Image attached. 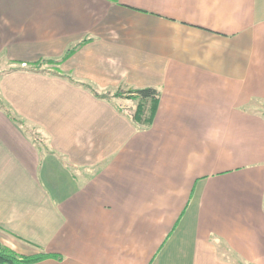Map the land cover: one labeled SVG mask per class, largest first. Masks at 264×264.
<instances>
[{"label":"crops","instance_id":"0c3cea01","mask_svg":"<svg viewBox=\"0 0 264 264\" xmlns=\"http://www.w3.org/2000/svg\"><path fill=\"white\" fill-rule=\"evenodd\" d=\"M259 102L264 0H0V242L59 257L34 264H264Z\"/></svg>","mask_w":264,"mask_h":264},{"label":"trees","instance_id":"16d2710c","mask_svg":"<svg viewBox=\"0 0 264 264\" xmlns=\"http://www.w3.org/2000/svg\"><path fill=\"white\" fill-rule=\"evenodd\" d=\"M116 1V0H111ZM89 38H86L82 41H80L78 44H76L73 47H70L66 49L65 53L60 59L57 60H40L35 63H31L26 68L21 67L19 64L17 67L13 68L14 70H28V71H42V66L44 64H53V65H60L62 64L77 48L84 45L85 43L89 42ZM57 74L60 77H64L68 80H70L72 83L82 86L88 90H90L95 96L100 98H105L106 94H98L95 92L93 88L90 87L87 83H81L78 81L73 80L71 77L67 75H63L58 70H56ZM132 94H134L137 97V103L135 110L132 114V119L134 122L141 126H149L152 123L153 119V108L155 110L156 102L159 96V92L154 88H142V89H136L134 91H130ZM114 95H118V93H115ZM10 118L14 121H17L12 115H10ZM59 258L58 256L49 255L40 253L37 255H23L19 254L16 251L12 250L11 248L3 245L0 242V264H34L36 262L42 261L47 258Z\"/></svg>","mask_w":264,"mask_h":264},{"label":"rangeland","instance_id":"374dc122","mask_svg":"<svg viewBox=\"0 0 264 264\" xmlns=\"http://www.w3.org/2000/svg\"><path fill=\"white\" fill-rule=\"evenodd\" d=\"M259 106H260V109H263L264 110V105H262L263 103L259 102Z\"/></svg>","mask_w":264,"mask_h":264}]
</instances>
